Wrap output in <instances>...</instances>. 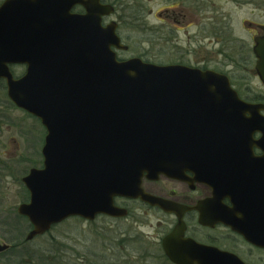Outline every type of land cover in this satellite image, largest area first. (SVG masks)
<instances>
[{"label":"water","instance_id":"95a60500","mask_svg":"<svg viewBox=\"0 0 264 264\" xmlns=\"http://www.w3.org/2000/svg\"><path fill=\"white\" fill-rule=\"evenodd\" d=\"M98 6L94 2V15L90 12L82 18L74 34L64 33L53 15L47 17L50 25L48 19L45 25L40 20V34L33 31L41 17L31 10L25 26L21 17L6 15L14 11L0 15L4 39L0 78L7 79L8 97L39 118L47 131L43 167L32 168L21 180L30 192V201L18 207L19 215L32 225L28 241L70 217L87 221L100 214L125 217L127 211L116 206L113 197H140L150 205L163 206L142 189L141 180L144 175L149 179L174 176L177 162L192 156L193 142H205L212 158L234 160L253 157L251 148L257 143L252 137L260 132L256 146L264 149V117L256 114V106L238 98L226 77L140 59L118 61L111 49L121 47L116 28L101 26L100 17L110 11ZM17 29L20 36L45 38V45L15 51L11 38ZM254 51L264 83V36ZM13 63L28 64L19 80L8 66ZM247 112L251 117H245ZM225 149L237 153L223 154ZM209 181L218 191V182ZM254 212V226L239 231L264 248V206ZM180 225L164 241L172 263L246 264L234 254L185 239ZM8 248L0 241V252Z\"/></svg>","mask_w":264,"mask_h":264},{"label":"flooded vegetation","instance_id":"af4514ba","mask_svg":"<svg viewBox=\"0 0 264 264\" xmlns=\"http://www.w3.org/2000/svg\"><path fill=\"white\" fill-rule=\"evenodd\" d=\"M7 1L0 0L1 18L7 11H14L6 15L21 17L25 26L27 10H31L35 17H41L35 20L36 29L33 31L39 34L42 31L41 21L45 25L50 15L59 21L64 33L74 34L81 26L78 22L82 18L90 12L94 15V2H97L98 7L110 11L100 17L101 26L115 27L120 39L121 47L111 48L118 61L140 59L144 63L163 67L182 66L215 72L228 79L241 101L256 106V114L264 117V83L258 73V59L254 53L257 40L264 36V15L261 19L258 17V7L253 0H228L236 9L248 8L250 11V20L244 18L238 22L231 13L211 11L212 0H14L12 6L8 5L3 11L4 6L9 4ZM0 25L2 51V22ZM84 26L88 29L87 23ZM17 32L18 29L11 38L15 51L29 52L40 48L42 42L45 45V38H28ZM167 47L172 55H169ZM8 66L15 80L25 76L28 70L25 63ZM7 85V79L0 78V186L12 183L17 186L19 177L17 172L14 173L18 164L17 155L14 158V154L9 152L12 138L9 140L8 136L7 140H1L10 129H15V113L19 111L36 121L43 131V146L47 131L39 118L17 107L8 97ZM245 117H251V113L247 112ZM260 137L262 133L255 132L252 138L258 144ZM204 145L205 142L192 143V156L181 164L177 162L174 176L160 174L156 179L143 176L140 186L148 195L159 198L163 206L150 205L140 197H113L115 205L125 209L127 215L113 217L100 214L95 217L94 264H174L163 247L166 237L173 234L180 224L179 231L185 239L234 254L246 264H264V248L248 241L239 231L241 228H252L254 210L257 206L261 209L264 206V149L255 145L251 148L253 157L217 160L211 157V151ZM195 146L197 149L194 150ZM202 147L205 149H200ZM221 147L225 146L222 144ZM221 152L237 153L229 149ZM41 161V166L37 168L43 167V159ZM210 179L218 182V191L209 183ZM21 185L27 197L21 204L28 203L30 192L23 181ZM18 207L17 218L21 216ZM14 222L17 223V219ZM11 223L5 222L3 226L12 228ZM61 223L31 241L26 240L29 232L25 233L26 243L49 234ZM16 231L15 228L11 241L17 240ZM52 239L53 244L63 247L62 243ZM1 243L8 244L9 248L0 252V256L7 254L12 247L7 242ZM61 247L56 249L64 248ZM15 252L17 250L11 254L15 255ZM56 255L62 259L51 264H84L77 252Z\"/></svg>","mask_w":264,"mask_h":264},{"label":"rangeland","instance_id":"374dc122","mask_svg":"<svg viewBox=\"0 0 264 264\" xmlns=\"http://www.w3.org/2000/svg\"><path fill=\"white\" fill-rule=\"evenodd\" d=\"M235 1V0H234ZM258 7V12L256 14L261 19L264 15V6H260L261 2L264 0H253ZM211 11L215 10L221 13H231L232 18L236 22L242 19L252 18L248 8L236 9L235 5L228 0H212ZM238 27V26H237ZM169 55H172L170 48L167 47ZM16 122L15 129H10L9 132L5 133L6 137L1 139L9 140V152L14 154V158L17 155V167L14 170V173L17 172L19 181L17 183H12L10 185L2 184L0 186V239L3 242L9 243L12 240L14 234V229H17V233H27L28 229H25L23 226L20 227L16 222H22L26 224L25 220L19 216L17 218V207L25 201L26 194L23 191L21 185V177H23L29 169L33 167L41 166V147L43 146V131L40 127L37 126V123L34 119L30 117H25L21 112H16ZM14 141V142H12ZM0 143H2L0 141ZM154 222V219H152ZM11 223L12 228L5 227L3 224ZM19 228V231H18ZM94 221L88 222L80 218H70L65 220L60 225L54 227L49 234L39 237L28 244L29 251L33 253L32 257L25 255L24 250H17L15 255L6 254L0 256V262H7L9 264H42L45 253H48L46 250L60 248L58 244H53L52 238L57 240V243H62L63 250L66 251L65 254L77 252L81 259L84 260V264H94ZM70 247V249L68 247ZM67 248V249H66ZM42 250L44 252H42ZM46 251V252H45ZM50 255V254H48ZM78 256V257H79ZM72 257L73 256H69ZM44 262V261H43Z\"/></svg>","mask_w":264,"mask_h":264},{"label":"trees","instance_id":"16d2710c","mask_svg":"<svg viewBox=\"0 0 264 264\" xmlns=\"http://www.w3.org/2000/svg\"><path fill=\"white\" fill-rule=\"evenodd\" d=\"M264 6V2H261L260 6ZM26 222V224H22V222L18 221L16 224H18V226L20 227H24L25 229H28L27 232H29L30 228H31V225L29 224L28 220L23 218ZM18 231H19V228H18ZM25 236L26 234L24 235L23 233H20L18 234V237H17V240L16 241H9V244L12 245V247L7 251V254H11V252H13L14 250H24L25 251V255L28 256L29 258L33 256V253L29 251V247H28V244L29 243H26L25 241ZM15 247H17L15 249ZM48 253H45L44 258H43V261H42V264H51V263H54L55 261H58L59 259H62L61 257H57L56 253H65L66 251H64L63 249H49V250H46ZM45 251V252H46ZM42 252H44L42 250ZM50 254V255H48ZM3 255H6V254H3ZM2 255V256H3ZM53 260V262H52Z\"/></svg>","mask_w":264,"mask_h":264}]
</instances>
